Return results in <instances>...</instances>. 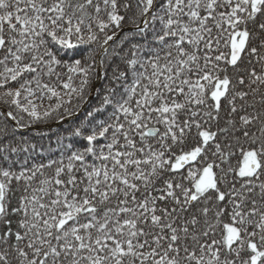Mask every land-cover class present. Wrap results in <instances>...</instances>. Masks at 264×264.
<instances>
[{
  "label": "snow or ice",
  "instance_id": "snow-or-ice-1",
  "mask_svg": "<svg viewBox=\"0 0 264 264\" xmlns=\"http://www.w3.org/2000/svg\"><path fill=\"white\" fill-rule=\"evenodd\" d=\"M0 264H264V0H0Z\"/></svg>",
  "mask_w": 264,
  "mask_h": 264
},
{
  "label": "trees",
  "instance_id": "trees-1",
  "mask_svg": "<svg viewBox=\"0 0 264 264\" xmlns=\"http://www.w3.org/2000/svg\"><path fill=\"white\" fill-rule=\"evenodd\" d=\"M40 127H47V126H40ZM56 129H57V126L56 127H51V128L47 127V129H44V130H31V132L26 130V131H23V132H25V134L37 135V136L40 135V134L51 135V133L55 132Z\"/></svg>",
  "mask_w": 264,
  "mask_h": 264
},
{
  "label": "water",
  "instance_id": "water-1",
  "mask_svg": "<svg viewBox=\"0 0 264 264\" xmlns=\"http://www.w3.org/2000/svg\"><path fill=\"white\" fill-rule=\"evenodd\" d=\"M56 126H57L56 123H53V124L51 125V127H56ZM44 129H47V127H39V128H34V129H32V130H44ZM22 131H26V129H24V130H22Z\"/></svg>",
  "mask_w": 264,
  "mask_h": 264
}]
</instances>
